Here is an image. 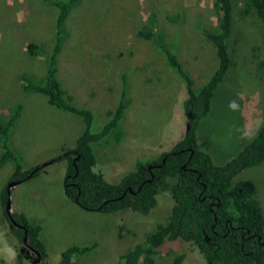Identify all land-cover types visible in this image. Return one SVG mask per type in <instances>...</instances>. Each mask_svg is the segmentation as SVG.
<instances>
[{
  "label": "rangeland",
  "instance_id": "374dc122",
  "mask_svg": "<svg viewBox=\"0 0 264 264\" xmlns=\"http://www.w3.org/2000/svg\"><path fill=\"white\" fill-rule=\"evenodd\" d=\"M214 2L80 0L69 10L55 60V79L73 105L93 113L92 135L108 118L106 111L115 106L122 76L128 81L136 73L137 80L147 82L144 89L149 95L142 98L137 122L135 119L134 124L128 123L126 118L124 136L133 143V149L123 145V139L110 135L94 139L91 146L93 171L100 172L107 183L118 182L133 170L135 161H152L169 151L175 144L172 131L179 135L177 138L184 135L185 87L169 69L171 76L164 77L166 65L155 50V36L161 35L162 44L174 54L177 50V60L191 87L199 90L218 64L214 47L202 35L216 30L218 11ZM241 4L233 0L234 25L232 37L226 42L234 62L214 91L209 111L195 131L198 150L206 153L214 165H223L239 153L264 120V44L254 15L241 17ZM56 16V8L41 0H0V116L15 104L21 106L8 141L22 170L43 166L59 156L63 147L71 148L82 126L77 117L48 105L39 94L23 93L19 87L24 75L35 80L42 77L45 53L54 43ZM141 30L150 33L151 38L140 37ZM234 38L238 41L235 47ZM30 43L36 48L35 55L26 53ZM176 92L180 115L171 119L170 99ZM124 119L125 116L121 122ZM64 168V161L48 163L34 176L9 188V211L21 213L28 222L40 225L46 253L37 262L30 253L17 262L15 251L23 250V245L14 237L13 226L3 218L0 207V264H56L59 252L71 245L90 247L75 264H117L119 255L164 222L172 205L167 191H161L146 216L129 211L87 212L63 196ZM11 171L9 162L0 166V191H6ZM243 180L253 184V199L264 219V162L242 170L232 182ZM177 253L184 254L182 264H206L195 246L179 240L160 246L154 264H169Z\"/></svg>",
  "mask_w": 264,
  "mask_h": 264
},
{
  "label": "trees",
  "instance_id": "16d2710c",
  "mask_svg": "<svg viewBox=\"0 0 264 264\" xmlns=\"http://www.w3.org/2000/svg\"><path fill=\"white\" fill-rule=\"evenodd\" d=\"M57 10L54 23V43L45 53V69L42 77H20L23 93L43 96L46 103L64 110L82 122V130L71 148H62L61 154L51 163L65 162L62 177L63 196L87 212L112 214L129 211L141 216L150 213L156 203V195L167 191L172 205L163 223L154 226L143 240L118 256L117 264H154L157 249L166 242H189L203 256L206 264H264V219L255 199L254 186L250 181L232 182L242 170L264 162V120L261 121L253 138L233 158L223 165H214L210 157L198 150L195 131L199 121L208 113L211 99L225 72L234 62L227 50L232 37L233 0H215L218 23L213 33H202L212 44L217 59V69L199 90L191 87L189 77L177 60L176 54L162 44L161 35L155 36V49L163 57L185 87L186 97L182 104L185 121L184 135L172 148L152 161H135L133 170L124 174L116 183H107L102 174L94 172L95 158L92 150L94 139L117 133V123L127 107V89L121 78L115 106L106 114L108 120L92 135L90 127L93 115L89 109L72 104L55 79V60L58 47L64 36V20L69 10L80 0L52 2L41 0ZM242 4L241 17L253 14L259 23L264 44V0H237ZM149 23V22H147ZM150 33L141 30L139 36L149 40ZM228 37V40H227ZM233 47L237 39L232 40ZM233 52V50H232ZM27 55H35L32 43L26 47ZM21 106L15 104L0 116V166L12 164L8 182L23 183L39 171V167L22 170L20 159L9 145L8 135L16 123ZM28 177V178H30ZM129 190V191H128ZM7 199L4 188L0 191L2 216ZM11 220L17 225L12 228L16 240L35 250L40 260L45 256V244L40 237L41 227L30 223L23 214L11 212ZM90 251L89 246L71 245L58 254L56 264H75ZM75 258L76 256H80ZM19 262L23 257L16 254ZM184 254L177 253L169 264H182ZM1 262V261H0Z\"/></svg>",
  "mask_w": 264,
  "mask_h": 264
},
{
  "label": "crops",
  "instance_id": "0c3cea01",
  "mask_svg": "<svg viewBox=\"0 0 264 264\" xmlns=\"http://www.w3.org/2000/svg\"><path fill=\"white\" fill-rule=\"evenodd\" d=\"M169 46V45H168ZM174 49V48H173ZM156 50V49H155ZM182 51V49H181ZM175 54L178 56L177 50L174 49ZM159 54V53H158ZM160 55V54H159ZM161 56V55H160ZM162 57V56H161ZM163 58V57H162ZM164 60V59H163ZM165 62V61H164ZM166 65V63H165ZM168 67L166 65V67L164 68L163 72H164V77L165 78H169L171 75L168 71ZM170 70V69H169ZM172 71V70H171ZM173 72V71H172ZM174 73V72H173ZM175 74V73H174ZM123 77V76H122ZM121 77V78H122ZM141 79L137 80V74L134 73L131 76L128 77V81L126 80V76H124V82L126 83V89H127V107L124 111L123 117H121V120H119V122L117 123V133H119V138L123 139V145H126L128 147H130L131 149H133V143L131 141H129V139L125 138L124 136V131H125V124H126V118L128 117V123L134 124L133 121L136 119L137 122V117L141 115V111H142V98L145 97L147 94V92L144 89V86L147 84L146 80H142ZM180 81V80H179ZM20 84V90H21V81L19 80ZM181 82V81H180ZM120 84H121V80H120ZM120 86V85H119ZM176 95L177 92L174 93V95L172 96V98L170 99V118L172 119L173 116L174 117H179L180 115V111L176 108V106L179 103V100H176ZM182 100V95L180 97V103ZM78 107V106H77ZM87 109V108H86ZM110 112V109L108 111H106V114ZM92 113V112H91ZM93 114V113H92ZM253 117H255L254 114H251ZM125 116V119L123 122H121L123 120ZM106 121L108 120V118H105ZM105 121V123H106ZM104 123V124H105ZM121 123V125H120ZM103 124V125H104ZM102 125V126H103ZM120 125V128H119ZM81 130H82V126H81ZM80 130V132H81ZM256 131V130H255ZM173 134V138L174 141L176 142L179 138H177V134L175 131H172ZM111 137H114V135H110ZM73 145V144H72ZM154 145H160L159 142H155ZM122 146V145H121ZM150 146V145H148ZM62 148V147H61ZM64 148V147H63ZM121 160H119L118 162H120ZM109 163V161H107Z\"/></svg>",
  "mask_w": 264,
  "mask_h": 264
},
{
  "label": "water",
  "instance_id": "95a60500",
  "mask_svg": "<svg viewBox=\"0 0 264 264\" xmlns=\"http://www.w3.org/2000/svg\"><path fill=\"white\" fill-rule=\"evenodd\" d=\"M48 163H51V161H49V162H47L46 164H44L43 166H45V165H47ZM36 169H34L33 171H31V173L30 174H32L34 171H35ZM29 174V175H30ZM28 175V176H29ZM18 184V182H9L7 185H6V187H5V189H6V192H5V194L7 195V197H8V190H9V188H11L12 186H15V185H17ZM129 191V190H128ZM9 200H8V198L6 199V201H5V204H4V212H5V215H6V217H7V219H8V221L11 223V225L12 226H14V227H17V225L11 220V217H10V211H9ZM25 242V238H23L22 239V244ZM34 255H35V260H34V262H37V261H39V255H38V253L37 252H35L34 253Z\"/></svg>",
  "mask_w": 264,
  "mask_h": 264
},
{
  "label": "flooded vegetation",
  "instance_id": "af4514ba",
  "mask_svg": "<svg viewBox=\"0 0 264 264\" xmlns=\"http://www.w3.org/2000/svg\"><path fill=\"white\" fill-rule=\"evenodd\" d=\"M24 238H25V237H24ZM22 245H23V246H22L23 250H19V249H17V250L15 251L16 254H19V255H21L22 257H26V255H27L28 253H30L31 255L34 256V253L36 252L35 250H33L32 248H30L29 246H27V245L25 244V242H24ZM15 256H16V255H15Z\"/></svg>",
  "mask_w": 264,
  "mask_h": 264
},
{
  "label": "clouds",
  "instance_id": "9594fccd",
  "mask_svg": "<svg viewBox=\"0 0 264 264\" xmlns=\"http://www.w3.org/2000/svg\"><path fill=\"white\" fill-rule=\"evenodd\" d=\"M93 115V114H92ZM123 117V116H122ZM57 163V162H56ZM48 165V164H47ZM46 166V165H45ZM35 167H39V170L42 168V167H44V166H35ZM31 175V174H30ZM29 175V176H30ZM29 176H27V178L29 177ZM19 184V183H18ZM5 191V190H4ZM6 192V191H5ZM8 194H9V192H8ZM9 196V195H8ZM8 198V197H7ZM73 204V203H72ZM11 213V212H10ZM11 224V223H10ZM14 227V226H13ZM35 256V255H34ZM45 257V256H44ZM39 260H40V256H39Z\"/></svg>",
  "mask_w": 264,
  "mask_h": 264
}]
</instances>
